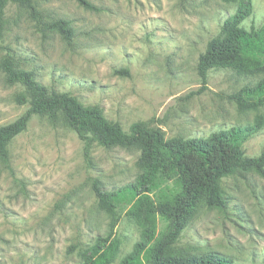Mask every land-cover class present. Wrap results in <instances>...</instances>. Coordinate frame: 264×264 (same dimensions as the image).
<instances>
[{"label": "rangeland", "instance_id": "1", "mask_svg": "<svg viewBox=\"0 0 264 264\" xmlns=\"http://www.w3.org/2000/svg\"><path fill=\"white\" fill-rule=\"evenodd\" d=\"M33 0L39 17L9 4L0 43V127L29 108L20 84L9 85L1 62L10 58L49 89L96 106L129 133L137 123L159 129L166 140L207 139L233 127L253 128L247 157L264 151V104L240 110L234 96L253 90L264 75L211 69L203 83L198 59L241 3L228 0ZM241 27L264 23V0H249ZM67 21L66 42L49 24ZM127 70L128 75L117 73ZM10 167L0 161V264H86L98 237L121 241L112 264L141 241L148 224L120 205L103 211L94 184L113 192L135 183L139 147L104 148L84 143L63 123L34 116L8 146ZM226 207L201 206L177 249L218 253L236 264H264V179L250 172L223 178ZM140 191V189H138ZM165 223L156 218V236Z\"/></svg>", "mask_w": 264, "mask_h": 264}, {"label": "trees", "instance_id": "2", "mask_svg": "<svg viewBox=\"0 0 264 264\" xmlns=\"http://www.w3.org/2000/svg\"><path fill=\"white\" fill-rule=\"evenodd\" d=\"M76 1L87 10L97 11L84 0ZM9 4L39 17L33 0H0V43ZM251 10L249 0L241 3L222 25L221 34L210 40L205 52L199 56L197 71L203 83L211 69L264 75V23L249 30L241 27ZM48 28L55 30L66 42L74 37L67 21H55ZM1 70L7 84H20L24 88L23 98L26 97L29 104L28 110L18 119L0 127V161L6 168L10 167L9 144L27 130L34 116L45 117L53 125L63 123L74 131L84 143L86 158H89L94 143L106 149L117 146L140 148L138 164L141 171L135 183L113 192L103 190L97 183L93 186L99 207L107 214L114 217L120 205L127 206V217L142 219L148 224L142 240L134 245L121 264H236L232 258L214 252L183 253L176 244L201 206L225 209L223 178L253 172L264 179V151L257 157H247L243 150V144L254 133L253 128L233 127L207 139L166 140L161 130L137 123L126 133L118 123L109 122L98 107L84 106L68 93L47 88L32 72L16 68L9 57L1 62ZM117 73L128 75L127 70ZM234 100L240 110L261 107L264 104V78L253 90L234 96ZM156 218L165 223L158 236ZM120 246L121 241L111 234L98 237L86 264H112Z\"/></svg>", "mask_w": 264, "mask_h": 264}]
</instances>
